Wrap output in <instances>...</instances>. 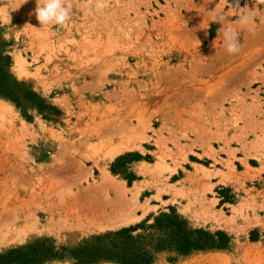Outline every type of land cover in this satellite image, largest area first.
Masks as SVG:
<instances>
[{
	"label": "rangeland",
	"instance_id": "obj_1",
	"mask_svg": "<svg viewBox=\"0 0 264 264\" xmlns=\"http://www.w3.org/2000/svg\"><path fill=\"white\" fill-rule=\"evenodd\" d=\"M43 3L0 0L10 73L53 107L0 96V244L20 240L0 245V264H77L75 249L123 228L150 241L151 264H264V3L239 0L245 26L236 0H65L71 19L47 26ZM222 27L239 33L238 53ZM120 140L132 149L105 163ZM168 183L196 192L201 224L164 206ZM171 212L228 244L156 251L163 232L149 226Z\"/></svg>",
	"mask_w": 264,
	"mask_h": 264
},
{
	"label": "trees",
	"instance_id": "obj_2",
	"mask_svg": "<svg viewBox=\"0 0 264 264\" xmlns=\"http://www.w3.org/2000/svg\"><path fill=\"white\" fill-rule=\"evenodd\" d=\"M8 45L0 38V96L9 99L17 107L30 106L40 112L46 109L53 110V107L46 105L28 86L12 76ZM149 228L163 232L154 247L156 251L175 249L185 255L198 250L224 249L229 242V238L220 232L212 235L200 229H189L187 223L174 212L158 215ZM132 231L134 228H123L103 237H96L90 243L75 249L72 255L77 264H92L100 260L114 261L118 264H151L154 255L149 249L150 241L145 237H134ZM20 253L21 251L16 250L9 255ZM26 262V258H23L20 264H30Z\"/></svg>",
	"mask_w": 264,
	"mask_h": 264
},
{
	"label": "clouds",
	"instance_id": "obj_3",
	"mask_svg": "<svg viewBox=\"0 0 264 264\" xmlns=\"http://www.w3.org/2000/svg\"><path fill=\"white\" fill-rule=\"evenodd\" d=\"M226 4V0H223ZM264 3V0H260ZM65 4V0H44L42 7H37L35 15L41 25H64L71 19L72 9L71 6H62ZM234 10L240 12V16L235 23L242 26L248 25L252 20V11L248 10L247 5L244 8L239 7V0H236L235 6H229ZM210 15L213 16V22L221 23L222 25L227 23L226 17L217 13L216 10L211 11ZM223 33L226 50L229 54H236L240 51L239 33L232 27H222L220 29ZM199 44V42H198ZM60 264V262H57ZM63 264H73L71 260H66Z\"/></svg>",
	"mask_w": 264,
	"mask_h": 264
},
{
	"label": "crops",
	"instance_id": "obj_4",
	"mask_svg": "<svg viewBox=\"0 0 264 264\" xmlns=\"http://www.w3.org/2000/svg\"><path fill=\"white\" fill-rule=\"evenodd\" d=\"M185 179V176L180 177V179L177 180L176 183L181 182L182 180ZM210 188L213 190L215 187H217L219 185V183L215 180V181H210ZM169 186H174L170 187L169 190L171 191V193L167 196H164V198L162 199L163 202H165L164 206H169V207H174L176 209V211L178 213H180L181 215H183L186 218H189L190 220H193L194 222L200 223L202 222V220H204V210L201 206V208L197 207V201L199 200L198 198H196L197 194L195 191H193L191 188L187 189L185 187L180 188L181 186H177L173 183H168ZM186 186V184H185ZM192 187H195V185H191ZM185 188V189H184ZM176 195H187V198L184 200H179V198ZM164 195V194H163ZM196 195V196H195ZM179 204L177 205L176 203ZM188 201V203H187ZM202 200H199V202H201ZM216 205V204H215ZM214 205V206H215ZM213 206V210L215 211V215L214 217L217 220H222V217L224 216L222 213L219 212V210H217L215 207ZM225 218V216H224Z\"/></svg>",
	"mask_w": 264,
	"mask_h": 264
},
{
	"label": "bare ground",
	"instance_id": "obj_5",
	"mask_svg": "<svg viewBox=\"0 0 264 264\" xmlns=\"http://www.w3.org/2000/svg\"><path fill=\"white\" fill-rule=\"evenodd\" d=\"M0 107H4L3 106V103L2 102H0ZM2 110V109H1ZM130 149H132V144L130 143V142H128V141H125V140H120V142L116 145V146H114L112 149H110L108 152H107V155H106V160H105V163L107 162V161H110V160H112L116 155H118V154H120V153H122L123 151H125V150H130ZM102 170V172H104L105 170H104V167H101V169H100V171ZM138 171L140 172V173H142V174H145V173H147V172H150L151 171V168H150V166H148L147 164H145V163H142V164H139V167H138ZM101 174V173H100ZM103 174V173H102ZM106 175V174H105ZM105 175H103V176H105ZM101 176V175H100ZM107 176V175H106ZM106 178H108V177H106ZM104 179V178H103ZM101 180H102V178H101ZM104 180H106V179H104ZM103 180V181H104ZM109 180V179H108ZM138 187L137 186H134V187H132L131 188V193H132V195L135 197L136 195H137V192H138ZM73 205V204H72ZM53 207H54V205H53ZM57 208V207H56ZM71 209V208H70ZM47 210V209H46ZM55 210V209H54ZM53 211V210H52ZM70 211H72V209L70 210ZM45 212H47V211H45ZM51 212V211H50ZM68 212V211H67ZM76 212V211H75ZM79 214V213H78ZM50 216V215H49ZM98 216V215H97ZM49 218V217H48ZM68 218H70L66 213H64L63 215H62V218L61 219H65L64 220V224H65V222L68 220ZM76 218V217H75ZM94 218H96V217H94ZM47 219V218H46ZM53 219V218H52ZM77 219V218H76ZM55 220V219H54ZM74 220V219H73ZM78 220V219H77ZM90 220V219H89ZM88 220V221H89ZM95 220V219H94ZM98 220H100V219H98ZM38 222V221H37ZM47 222H48V220H47ZM46 222V223H47ZM50 222V221H49ZM55 222V221H54ZM71 222V221H70ZM73 222V221H72ZM83 222V221H82ZM86 222V221H85ZM90 222V221H89ZM35 223V222H34ZM33 223V224H34ZM39 223V222H38ZM45 223V224H46ZM80 223V222H79ZM47 224H49V223H47ZM74 224V223H73ZM83 224V223H82ZM52 226H54V225H52ZM56 226V225H55ZM62 226V225H61ZM93 226V225H92ZM38 227V226H37ZM47 227V229H48V226H46ZM57 227V226H56ZM62 227H65V226H62ZM68 227H69V225H68ZM31 228V227H30ZM80 228H81V226H80ZM18 229V228H17ZM44 229V228H43ZM50 229V228H49ZM52 229V228H51ZM62 229V228H61ZM11 230V229H10ZM23 230V229H22ZM56 231H57V229H55ZM13 231V230H12ZM18 231V230H17ZM24 231V230H23ZM43 231V230H42ZM6 232V231H5ZM7 232H8V230H7ZM36 232V231H35ZM9 233V232H8ZM16 233V232H15ZM17 233H19V232H17ZM23 233V232H22ZM21 233V235H23ZM25 233H26V230H25ZM32 233H33V231H32ZM38 233H40L39 231H38ZM49 233V232H48ZM5 234V233H4ZM11 234V231H10V233H9V235ZM57 234V233H56ZM3 235V234H2ZM1 235V236H2ZM13 235L15 236L16 234H14L13 233ZM4 236V235H3ZM11 236V235H10ZM13 236V237H14ZM24 236V235H23ZM58 236V235H57ZM7 237V236H6ZM17 237H18V235H17ZM19 237H21V236H19ZM1 238V237H0ZM8 238V237H7ZM16 238V237H15ZM14 238V239H15ZM18 239V238H17ZM24 238H22V240H23ZM7 240H10L11 241V238L10 239H7ZM4 241V240H3ZM1 242V244L2 245H6V244H11V243H16V242H19L20 240H17V241H14V240H12L11 242L10 241H4V242ZM0 244V245H1ZM1 245V246H2Z\"/></svg>",
	"mask_w": 264,
	"mask_h": 264
}]
</instances>
